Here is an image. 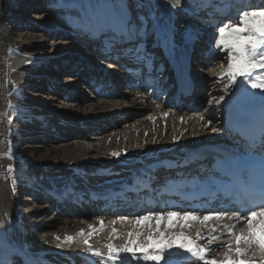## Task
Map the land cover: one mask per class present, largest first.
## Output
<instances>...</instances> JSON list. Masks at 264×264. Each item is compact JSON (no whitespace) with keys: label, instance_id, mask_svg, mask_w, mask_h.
I'll return each mask as SVG.
<instances>
[{"label":"bare ground","instance_id":"bare-ground-1","mask_svg":"<svg viewBox=\"0 0 264 264\" xmlns=\"http://www.w3.org/2000/svg\"><path fill=\"white\" fill-rule=\"evenodd\" d=\"M71 1V4L64 8L58 0H25V4L37 3L38 8L31 11L30 7L25 8V5H22L20 8L22 13L18 11V14L30 17L34 23L18 30L14 25L10 26L14 27L13 33L17 43L4 67L11 80L7 93L8 116L12 124L20 126L19 130L26 129L25 138L31 139L38 135L39 142H36V145L27 146L29 148H45L47 144H50L53 149L56 148L63 153V150L72 149L74 144L86 147L80 150L78 155L60 154L59 157H64L61 163L71 167L67 171L43 173L42 179L49 184L48 193L54 199L53 205H57L60 209L68 208L71 215L66 214L61 219L50 218L47 226H41L37 237H32L28 243L23 240L22 246L30 244L33 251L45 258L50 257V260H66L80 256L94 259L91 261L93 264L100 262L147 264L148 261H145L142 256L139 259H133L126 254H122L120 260L112 261L108 259L106 245L112 243L116 247L123 246L128 242V233L133 234V239L145 240L147 233L154 232L156 228H159L161 233L174 235L181 230L180 225L191 224V227L183 229L185 234L196 237V231L200 230L201 238L198 239V243L210 249V258L221 259L224 251L222 245L229 239L226 226L234 225V231L239 233L243 226L244 214L240 215V220L230 219L234 213L218 209L193 214L201 220L204 215H222V219L211 220L206 225H201L199 221L178 220L175 217L172 220L153 219L141 224H137L136 219L142 215L166 217L169 211H178L181 214L190 212L186 207L175 210L169 205L170 200L173 199L172 192L183 188V185L175 178L190 179L196 176L199 179H205L208 177L201 172L205 161L199 162L194 157L187 158V156L193 149L211 142L222 139L233 140L226 132L224 122L232 123L237 117L242 116V111L250 109L254 111L260 108V112L264 113V103L256 98L257 95L264 94V90L252 89L242 78H238L236 84L230 83L226 75L228 63L226 51L215 43L219 35L214 27L215 20L205 18V14L213 9L216 10V14L225 10L229 3L226 2L227 0H181L180 5L173 7V0ZM238 1L240 9L235 10L233 12L235 14L228 13L224 22H221L223 23L221 26L234 20L238 23V15L244 10L264 8V0ZM136 5L141 6L143 18L147 21L146 28L141 29L139 36V40L143 37L147 40L141 44L138 43L139 40L134 43L135 48L139 47L142 50L136 56L149 54L147 60L150 61L152 58V63L148 65V68L151 66L150 72L143 76L144 71L147 70V67H143L142 75L139 77L129 69L118 75L115 80L117 70L111 71L113 61H109H115V59L106 49L102 50L103 58L100 59L98 67L107 62L106 66L96 72L91 66L96 59L98 47L101 50L100 46L104 42L90 41V38L99 32L110 31L112 29L110 25L123 15L122 11L132 17V13H136L132 7ZM85 26H93L98 31L86 35L89 28ZM62 28H70V32L61 34L63 31L59 32V30ZM43 31L48 32V37L50 35L49 44L47 46H42V43L30 45L29 40H37ZM195 35L209 37V43H212V46L207 49L213 51L212 58L217 60L216 64L221 70L218 76L215 75L212 80H209V77L214 76L212 74L215 71V62H213L208 68L209 76L206 73L203 80V83L208 86L198 89L190 100L185 99L181 105L176 106L168 99L172 95V89L169 87V83L172 82L170 64L166 63L165 57L160 63L146 47L167 42L172 53L184 60L188 40H194ZM108 38L115 39V34L109 33ZM89 41L91 47L96 45L92 51H87L89 45L82 46ZM168 41L173 43L170 44ZM59 49L68 52L73 50L70 54L71 58L74 53L78 57L79 55L85 57V61L78 64L77 70L73 72V67L65 66L66 61L71 58L64 54L60 58L57 53ZM77 49L81 50L80 53ZM156 52L159 51L156 50ZM48 56L53 59L48 68L54 67L58 72L50 69L54 71L50 74L51 78L47 84L51 91L47 98H42L45 95V89H38V86L44 85L45 79L38 76L49 75L47 66H42L44 60L49 58ZM116 61V66L124 69V64L120 60ZM133 62H137L136 58ZM2 65L0 61V71H3ZM55 75L58 76V81L54 78ZM258 75L264 76V71H259ZM2 76L3 73L1 75L0 72V78ZM93 83L98 86L95 91H92ZM2 90L0 83V91ZM221 96L226 101L223 99L224 101L217 105L216 100H219ZM231 98L233 101L229 104ZM30 110L35 111L36 115L32 122L38 126L23 128L29 123ZM45 120L57 123L54 125L57 128L55 140L54 133L49 134L50 137H47L46 133L43 136L45 139H40L42 138L39 135L40 125ZM62 121L64 122L61 124ZM81 123L84 127H88L85 131L78 129ZM152 127L155 128L152 129ZM212 128L217 131L213 132ZM72 129H76V132H71ZM17 134L12 135V138H16ZM113 152H119V157H114ZM184 160L190 161L191 167L181 169L172 178H170L172 174L170 171L152 174V170L161 162L181 165ZM93 169L108 171L109 174L111 173V179L104 185L86 183L89 174L86 173V176L81 178V173L78 171L87 172ZM149 184L165 191V195L161 196L162 201L156 202L155 193L149 196L140 191L143 185ZM105 199L108 202H104ZM147 202L156 207L153 209L146 207ZM139 205H143V209L138 210ZM3 208L1 205L0 209L3 210ZM77 209L84 210L83 214H78ZM212 228L217 231L211 232ZM14 232L19 237V233L15 230ZM50 232H58L60 242L43 237L42 234L46 235L45 233ZM81 232L83 235H80ZM256 235L258 239H264V231L261 228L257 229ZM210 236L219 237V239L209 244ZM68 237L73 239L69 241ZM84 240H88L93 251L101 255L87 252L88 245H85ZM176 243L179 244L181 241L177 240ZM11 244L6 236L0 237V264H25L23 255L27 252L16 251ZM26 248L30 247L26 246ZM174 249L170 250L171 257ZM168 259L169 253L166 252L165 259L161 260L160 264H166ZM189 264H203V262L192 259Z\"/></svg>","mask_w":264,"mask_h":264},{"label":"rangeland","instance_id":"rangeland-1","mask_svg":"<svg viewBox=\"0 0 264 264\" xmlns=\"http://www.w3.org/2000/svg\"><path fill=\"white\" fill-rule=\"evenodd\" d=\"M58 1L63 6L69 5L72 2L71 0ZM22 5H25V8L30 7L31 11L38 8L37 3L25 4V0H0V61H2L3 64V71H0L1 75L3 73V76L0 78L1 88L3 89L0 91V206L2 205L4 207L3 210L0 209V225H3L0 227V237L6 236L7 241L12 243L11 245L14 250L27 252V254L23 255L25 264H84L78 259L74 260L75 258H81L80 256L73 258L74 261H70V258L66 260H50V257L45 258V256L38 255L37 252L33 251L32 245L30 244H26L24 247L22 246L23 240L25 243H28L32 237H37L41 226H47L51 219H61L66 214L67 216L71 215V213L68 212L70 211L68 208L63 207L60 209L57 205H53L54 203L50 199H47V196L49 198L52 197H50V193H48L50 189L49 184L45 179H42L43 173H62L67 171L71 167H66L61 163L64 160V157H59L60 154L78 155L77 153L80 150L86 148L84 145L80 147L74 144L72 149L69 151L63 150V153L56 148L53 149L50 144H47L45 148H29L27 146H33L34 144H37L36 142H39L37 141L38 135H35L31 139L25 138L26 129L23 130L22 128L17 134L18 130H16V128L18 129L20 126L12 124V121L8 116L9 96L7 92L11 80L4 65L10 54L14 51L15 44L17 43L13 33L14 27L10 26L14 25L15 29L18 30L34 23L30 17L18 14L19 12L22 13V10L20 9ZM42 33L48 34V32L45 31ZM42 33L39 34L37 40H29L30 45L42 43V46H47V44H49L50 35L49 39H47ZM72 51L73 50L70 52L60 50L57 51V53L60 58L62 54L71 58L70 54ZM77 52L80 53L78 50ZM50 60H52V57ZM207 71L209 72L208 69ZM54 82L56 81L54 80ZM33 85L37 86L36 83H33ZM224 100L226 101L225 98ZM27 127L29 126L25 124L23 128ZM154 128L155 127H152V129ZM15 133L17 134L16 138H12V135ZM46 136L48 137L49 135ZM9 167L12 168L11 172L8 171ZM86 173H89L88 178H86L87 181L85 180L86 183L92 182L94 185H104L109 179H111V173L109 174L106 170L93 169L85 172V174ZM85 174L82 176L85 177ZM25 181L48 195H46V197L42 195V199H40L39 196H34V202L24 201L22 204H16V200H19L17 196L19 194L23 195V192L20 193L17 188H19L18 186L21 184H24ZM77 210L76 212L80 215L84 212L82 209ZM14 230L19 233V237L16 236ZM57 233L58 232H50L45 233L46 235H42L46 239L53 238L57 242H60V238L57 239V237H60L59 233ZM17 238H19V240H17ZM26 246L30 248H26ZM109 263L110 262H100L99 264ZM152 263L154 264L152 261L147 262V264ZM110 264L115 263L112 262Z\"/></svg>","mask_w":264,"mask_h":264},{"label":"snow or ice","instance_id":"snow-or-ice-1","mask_svg":"<svg viewBox=\"0 0 264 264\" xmlns=\"http://www.w3.org/2000/svg\"><path fill=\"white\" fill-rule=\"evenodd\" d=\"M180 3L181 0H173L172 6L175 7ZM110 27L117 32L118 36L123 37L124 41L135 42L141 35V29L131 23L127 14L119 16ZM218 32L219 35L215 39V43L226 51L228 61L226 75L230 79V83L236 84L238 78H242L243 81L248 82L252 89L264 90V76L258 75L259 71H264V8L242 11L238 15V23L234 20L225 26H220ZM168 43L172 44L173 42L168 41ZM134 51L139 53L142 50L137 47ZM223 99L224 97L221 96L219 100H216V104L219 105ZM165 117H167V113H165ZM181 121L183 122V118ZM212 131L215 132L217 129L212 128ZM112 155L118 158L120 153L113 152ZM8 171L11 172L12 168L9 167ZM261 198L264 199V188L261 189ZM174 217L188 222L199 221L201 225L223 218L220 214H214L204 215L201 220L191 212L181 214L178 211H169L166 217L142 215L136 219V223H146L153 219L172 220ZM240 218L238 214L230 217L235 220H240ZM2 226L0 225V227ZM191 226V224L180 225L181 230L174 235L161 233V230L156 228L154 232L149 231L147 239L142 241L133 239V234L128 233V242L123 246L116 247L112 243L106 245L108 259L117 261L121 259L122 254H126L133 259H139L142 256L145 261L160 264V261L165 259L167 252L169 259L166 264H172L170 250L179 248L203 264H255L257 260L259 264H264V239H258L256 235L258 228L264 231V206H261L259 210L250 209L248 213L244 214L243 226L239 233L234 231V225L226 226L229 239L222 245L224 251L219 260L210 258V249L198 243V239L201 238L200 230L196 231V237L185 234L183 229ZM210 231L215 232L217 229L212 228ZM80 235L83 233L81 232ZM72 239V237L67 238L69 241ZM218 239L219 237L210 236L208 243L212 244ZM177 240H180L181 243L177 244ZM84 243L88 245L87 252L97 256L101 255V253L93 251L88 240H84Z\"/></svg>","mask_w":264,"mask_h":264}]
</instances>
